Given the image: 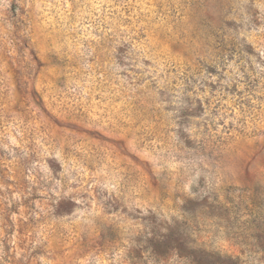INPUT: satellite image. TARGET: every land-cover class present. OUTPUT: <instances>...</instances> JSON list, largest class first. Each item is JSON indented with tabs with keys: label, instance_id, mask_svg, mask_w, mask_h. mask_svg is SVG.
<instances>
[{
	"label": "rangeland",
	"instance_id": "obj_1",
	"mask_svg": "<svg viewBox=\"0 0 264 264\" xmlns=\"http://www.w3.org/2000/svg\"><path fill=\"white\" fill-rule=\"evenodd\" d=\"M0 264H264V0H0Z\"/></svg>",
	"mask_w": 264,
	"mask_h": 264
}]
</instances>
